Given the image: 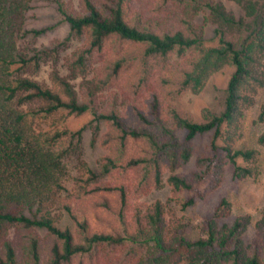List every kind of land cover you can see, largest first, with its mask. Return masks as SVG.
I'll use <instances>...</instances> for the list:
<instances>
[{"label":"trees","instance_id":"trees-1","mask_svg":"<svg viewBox=\"0 0 264 264\" xmlns=\"http://www.w3.org/2000/svg\"><path fill=\"white\" fill-rule=\"evenodd\" d=\"M232 1L243 15L237 17L217 0H80L81 12L56 0L71 33L84 36L72 64L81 66L100 55L94 86H119L121 113L116 107L97 110L89 88L80 98L57 72L52 75L57 89L24 75V68L37 65L51 49L19 51L16 24L29 8L27 0H0V264H264V216L256 237L245 245L244 218L218 223L228 205L224 198L196 238L182 228L171 232L158 201L131 206L133 196L162 184L166 169L190 158L191 140L205 131L212 136L208 153L197 158L203 169L169 174L173 191H190L208 173H218L226 159L235 164V174L249 172L237 159L249 160L255 150L235 144L244 108L264 88V1ZM201 10L215 24V45H204L203 30L194 20ZM226 63L234 70L219 113L204 110V121H194L181 110L163 107L167 87L177 93L198 91ZM60 110H92L95 133L101 121L106 124L99 138L105 148L99 171L84 164L87 177L78 188L61 181L65 157L81 141L83 128L32 127L36 118L49 119ZM258 119L264 122V96ZM175 127L184 129L182 139ZM257 142L264 144V129ZM108 175L111 181H100ZM59 189L66 195L51 198ZM194 201L187 196L183 203ZM55 204L73 228L58 222Z\"/></svg>","mask_w":264,"mask_h":264},{"label":"rangeland","instance_id":"rangeland-1","mask_svg":"<svg viewBox=\"0 0 264 264\" xmlns=\"http://www.w3.org/2000/svg\"><path fill=\"white\" fill-rule=\"evenodd\" d=\"M217 1L237 17L243 15L240 6L234 1ZM63 2L66 7L74 11H82L80 0H63ZM27 3L29 8L24 12L22 18L17 19L16 28L20 26L21 29L15 34L16 47L19 51L27 54H31L35 48L44 47H49L51 52L48 56L41 58L37 65L32 62L24 68V75L52 89H57L52 80L53 73L57 72L72 83L80 98L86 96V88H89L93 92L94 106L97 110L116 107L121 113H125L124 95L119 91V86L105 88H95L94 86L93 76L100 61V55L87 58L81 66L72 64L78 49L83 45L84 36H76L71 33L68 23L58 9L56 0H27ZM207 13L206 10H201L194 20L203 30L204 45L212 46L217 43L214 36L215 24L207 19ZM43 26H48L49 29L42 34H23L24 30ZM233 70L234 66L231 63H226L211 73L204 86L198 91L187 89L182 93H177L167 87L168 92H163V107L168 106L181 110L194 121H204V110L213 113H219L222 110L225 87ZM263 96L264 88H259L253 96V103L244 108L240 121V134L235 144L237 148L255 150L251 159H237L238 164L249 169L248 173L235 174V164L226 159L218 173H208L205 179L195 184L190 191H173L167 182L169 174L187 175L203 169L204 166L198 163L197 158L208 153L212 136L211 130L205 131L196 134L191 140L192 154L190 158L173 170L166 169L163 172L162 184L133 196L131 206L139 204L146 206L158 201L163 206L166 223L171 232L182 228L187 237L196 238L202 234L203 220L212 215L215 207L224 198L228 205L218 218V223L230 225L235 219L244 218L246 226L242 230L241 236L245 245L251 243L256 237L257 224L264 216V144L257 142L259 134L264 129V122H260L258 119ZM92 119V110L80 114L60 110L52 118H36L32 124L36 130L62 127L70 130L83 128L81 141L73 140L75 144L67 153L64 162L66 178L61 182L63 186L71 189L78 188L87 177V174L84 173V164L96 172L99 171V163L105 153V148L100 144L99 138L105 131L106 124L101 121L95 133L96 122L91 123ZM175 132L179 139H182L185 133L184 129L179 127H175ZM66 144L67 141L62 142L60 146ZM99 179L109 182L113 176H101ZM52 195L56 200H60L66 195V192H63L62 189L53 190L51 198ZM187 196H194L195 201L185 207L183 202ZM52 210L62 226L69 224L73 228L71 221L60 206L55 204Z\"/></svg>","mask_w":264,"mask_h":264}]
</instances>
